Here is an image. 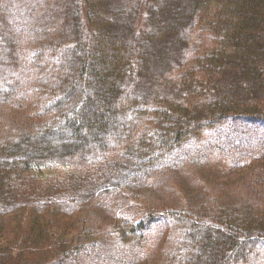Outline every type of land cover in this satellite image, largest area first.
Returning <instances> with one entry per match:
<instances>
[{
    "label": "trees",
    "instance_id": "1",
    "mask_svg": "<svg viewBox=\"0 0 264 264\" xmlns=\"http://www.w3.org/2000/svg\"><path fill=\"white\" fill-rule=\"evenodd\" d=\"M12 2L10 18L0 0L10 31L0 39V106L36 102L27 123L13 124L19 136L0 138V264H66L96 249L101 242H68L94 201L118 191L124 206L176 148L218 126L264 128V0ZM23 37L39 46L31 57ZM27 63L30 76L19 79ZM254 157L237 166L240 179L264 173V153ZM208 181L222 191L217 201L177 214L118 219L113 205L119 244L140 253L118 264H142L170 228L173 254L187 251L168 264H264L255 203L264 202V175L240 195L234 182Z\"/></svg>",
    "mask_w": 264,
    "mask_h": 264
},
{
    "label": "rangeland",
    "instance_id": "2",
    "mask_svg": "<svg viewBox=\"0 0 264 264\" xmlns=\"http://www.w3.org/2000/svg\"><path fill=\"white\" fill-rule=\"evenodd\" d=\"M12 1L2 0L3 6H7L6 12L8 15L11 14L10 18L14 10L15 13L18 12L17 5ZM20 14L24 13L21 12ZM0 16L4 18L3 24H5L7 22L5 14L0 13ZM17 23L21 22L17 21ZM3 24L0 18V39L4 37L2 35L4 31L10 32ZM25 24L26 22H23L21 25L24 27ZM21 40L26 48L25 53L23 52L24 56L26 54L33 56V53H30L31 48L38 49L39 46L35 47L31 41H27L24 37ZM27 66L28 63L24 65L23 70H17L19 79L30 76ZM34 79L36 82H34L33 88L36 92L39 91L37 88L42 87L41 82L43 81H39L37 77ZM35 102L36 98H31L32 104L21 111L10 109L8 106H0V138L6 135L19 136V130L12 126L14 123L20 125L19 123L28 122L27 117L33 111L32 107H34ZM262 153H264V128L253 127L243 121L218 126L200 141L183 144L176 148L165 161L161 162V169L157 172H155L156 170L150 172L153 174L140 186H133L131 193L126 192L127 198L124 199V206L119 205L121 195L116 191L111 197L112 202L107 203L104 198H100L85 210L84 224L77 227L79 228L77 231H75L77 228L72 231L68 242L74 248H79L83 244H86V247H92L96 241L101 243L96 249H94L95 246L93 251L81 252L78 256H74L66 264H118V260L122 258L126 260L130 254L139 256L140 253H137L138 251L132 243L123 246L119 244L120 236L116 234V229L113 228V221L107 217L113 205L116 206L114 213L118 219L126 216V214H131L135 218L146 217L148 213L156 210L158 212L172 211L177 214V212H181L182 208L193 206L203 199L209 200L208 204L217 201L216 197L222 191H218V188L212 186L211 192L207 190L210 189L208 178L211 180L213 177L214 181L236 183H233V190L231 191L238 195H240L237 193L239 190L247 193L253 186L252 182L258 177V174L264 175V173L252 172L250 177L243 180L237 175L239 171L237 166H241L240 164L252 160L255 155ZM208 162L212 163L206 164ZM235 167L236 170H232ZM248 179L250 182H247ZM121 191L124 192L126 189H121ZM135 193L134 197L133 194ZM223 193L225 196L230 195L226 190H223ZM114 199L118 205L113 202ZM255 203L258 207L264 208V202L256 200ZM171 230L172 228H170ZM170 231L167 229L163 237H159L158 244L156 243L148 250V253L151 254L142 264H168V258L174 260L176 256L179 258L185 256L187 250H182L180 256L173 254L175 237L172 238L173 234ZM92 242L95 243L92 244ZM38 261L41 262V260Z\"/></svg>",
    "mask_w": 264,
    "mask_h": 264
}]
</instances>
